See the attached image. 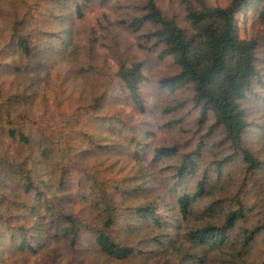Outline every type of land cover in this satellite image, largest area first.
Returning <instances> with one entry per match:
<instances>
[{
    "label": "rangeland",
    "instance_id": "1",
    "mask_svg": "<svg viewBox=\"0 0 264 264\" xmlns=\"http://www.w3.org/2000/svg\"><path fill=\"white\" fill-rule=\"evenodd\" d=\"M146 1L0 0V104L10 110L2 125L25 128L32 147L20 151L2 139L1 144L19 162L34 159L38 187L23 200L4 194L15 206L0 208V264H174L179 259L183 264H264V231L247 242L251 231L264 226V167L249 174L238 159L217 174V164L232 153L223 130L212 132L211 122L200 124L192 88L162 87L161 80L179 67L172 57L161 59L154 42L147 41L150 26L137 33L129 28ZM185 1L156 3L188 28ZM207 1L224 7L232 0ZM21 34L31 37L29 57L15 52ZM238 35L257 43L258 76L242 104L249 122L246 147L264 161V17L258 10L241 13ZM126 60L143 64L144 111L117 77L118 64ZM200 144L205 147L196 173L176 179L183 156ZM161 146L179 152L156 159L154 150ZM206 172V194L183 217L178 197L197 192ZM127 196L136 202L125 203ZM110 203L112 210H106ZM146 203L171 228L162 245L136 242L145 233L155 236L145 227L140 235L135 229L141 220L132 207ZM241 210L244 216L230 232L229 245L213 251L193 245L191 231L219 227ZM109 213L115 218L114 236L143 252L117 261L99 250L93 229L104 227ZM70 215L92 228H83L76 246L59 227ZM131 228L128 234L125 229ZM22 231L28 243L19 250Z\"/></svg>",
    "mask_w": 264,
    "mask_h": 264
},
{
    "label": "trees",
    "instance_id": "2",
    "mask_svg": "<svg viewBox=\"0 0 264 264\" xmlns=\"http://www.w3.org/2000/svg\"><path fill=\"white\" fill-rule=\"evenodd\" d=\"M250 8L259 11L264 17V0H232L227 6H212L207 0L185 1V19L188 28L180 26L177 21L166 16L156 0H147L142 12L134 17L129 23V28L137 33L144 28L150 30L146 35L147 41L154 42L153 49L159 51L161 59L173 58L179 70L177 73L165 77L161 80L162 87L171 92L192 88V101L198 110V121L202 125L210 124L211 131L215 132L221 128L224 132V142L231 150L228 157L216 166L217 174L220 175L222 168L240 159L247 173L254 174L264 167L261 157L253 153L246 147L245 136L249 130V122L242 101L246 99L254 90V81L258 76L257 69V43L255 40L241 39L238 35V25L240 15ZM78 17H81L79 14ZM31 37L29 34L22 35L16 40L15 52H19L23 57L32 55ZM18 65V64H17ZM22 70V67H16ZM22 72V71H20ZM117 77L124 87L129 99L141 111L145 110V100L141 91V86L146 80L143 71V64L139 61H124L118 64ZM102 104L98 101L96 104ZM95 104V105H96ZM8 104H0V208H10L15 205L4 196L5 193L12 195L15 199L23 200L36 188V177L33 171V161L31 157H22V161H17L8 147L3 148L1 144L9 142L20 151L32 147V137L28 135L25 128L12 123V126L2 125L3 118L10 116ZM93 137V135H89ZM205 144H200L191 153L184 155L182 163L178 168L176 179L183 180L189 175L196 173L200 166V158ZM24 149V150H21ZM3 150V151H1ZM177 148L161 146L154 150L156 159L178 154ZM16 158V159H15ZM207 173V172H206ZM197 183V192L184 193L177 199L178 213L186 217L194 204L206 194L207 179L209 173ZM147 176V175H145ZM153 189H151L152 191ZM125 203H135L130 202ZM139 202V201H137ZM25 204L22 203V206ZM21 206V207H22ZM110 203L106 210H112ZM134 213L141 221L136 229L138 235L145 227L148 232L155 234L150 239L145 233L138 236L136 242L140 245L150 246L149 242H157L162 245L171 234L166 221L159 218L154 211L152 203L143 206L132 207ZM243 211L233 212L226 216L223 225L217 227L207 225L206 227L191 231L190 240L195 247H207V250H218L217 247L229 245V234L235 228L236 223L243 218ZM28 223L30 220H23ZM67 224L63 223L62 237H67L72 246H76L81 238L83 228L92 229L91 226H83L73 216L67 217ZM145 226L147 222H149ZM115 218L112 213L107 216L104 227L93 229L96 236L94 242L103 254L117 261H125L143 252L137 245L125 244L119 241L112 231ZM64 228V229H63ZM94 228V227H93ZM24 229V227H23ZM131 229L125 231L131 233ZM36 237L42 239L36 227ZM167 231V232H166ZM264 231V226L258 227L250 232L247 242H251ZM166 232L167 235H164ZM160 233H163L161 235ZM19 250H24L28 243L27 235L22 231ZM51 240V239H50ZM151 240V241H148ZM186 261L179 259L176 263L183 264ZM174 263V264H176ZM173 264V263H171ZM234 264H241L239 261ZM245 264V262H242Z\"/></svg>",
    "mask_w": 264,
    "mask_h": 264
}]
</instances>
